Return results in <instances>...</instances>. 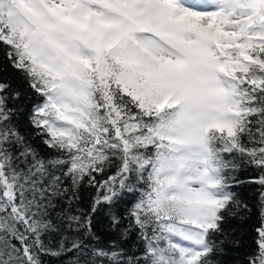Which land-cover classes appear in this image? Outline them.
<instances>
[{
  "label": "snow or ice",
  "instance_id": "6c2138e0",
  "mask_svg": "<svg viewBox=\"0 0 264 264\" xmlns=\"http://www.w3.org/2000/svg\"><path fill=\"white\" fill-rule=\"evenodd\" d=\"M0 51V264H264V0H0Z\"/></svg>",
  "mask_w": 264,
  "mask_h": 264
},
{
  "label": "trees",
  "instance_id": "16d2710c",
  "mask_svg": "<svg viewBox=\"0 0 264 264\" xmlns=\"http://www.w3.org/2000/svg\"><path fill=\"white\" fill-rule=\"evenodd\" d=\"M0 60H3V53L2 51H0ZM235 223V222H234ZM256 226V217L253 215L251 216L247 223L243 224V225H240V227H242L243 229L246 230V235L244 237L245 239V242H250L251 241V238H252V235H253V232H252V229ZM243 251V249H241V252ZM233 258L232 255L229 256V260H231Z\"/></svg>",
  "mask_w": 264,
  "mask_h": 264
}]
</instances>
